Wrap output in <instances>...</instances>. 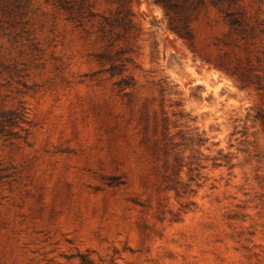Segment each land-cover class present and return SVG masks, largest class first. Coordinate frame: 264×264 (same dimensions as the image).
Here are the masks:
<instances>
[{
  "label": "rangeland",
  "instance_id": "374dc122",
  "mask_svg": "<svg viewBox=\"0 0 264 264\" xmlns=\"http://www.w3.org/2000/svg\"><path fill=\"white\" fill-rule=\"evenodd\" d=\"M66 1L0 0V264H264V0Z\"/></svg>",
  "mask_w": 264,
  "mask_h": 264
},
{
  "label": "trees",
  "instance_id": "16d2710c",
  "mask_svg": "<svg viewBox=\"0 0 264 264\" xmlns=\"http://www.w3.org/2000/svg\"><path fill=\"white\" fill-rule=\"evenodd\" d=\"M116 3H118L120 5V8H125V6L128 4L129 0H114ZM157 4H162V0H154ZM228 1L227 3H234V0H226ZM170 0H167V10H174V9H180V6L178 5H171L170 4ZM59 6L61 7V9L65 10V11H71L70 7H69V3L66 1V0H59ZM124 14V11H121L119 13V15H123ZM129 16V13H125L123 16H122V20H125L126 18H128ZM227 18H229V22H230V25L231 27H238L240 25V22L235 18V16L233 14H228L227 15ZM185 37V39H191V33H187L186 36H183ZM227 165H229L227 163Z\"/></svg>",
  "mask_w": 264,
  "mask_h": 264
}]
</instances>
